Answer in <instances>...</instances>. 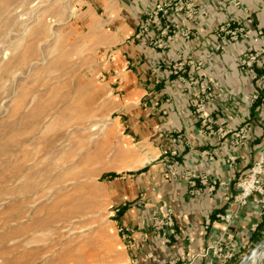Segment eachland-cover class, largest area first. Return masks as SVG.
I'll list each match as a JSON object with an SVG mask.
<instances>
[{
  "label": "crops",
  "instance_id": "obj_1",
  "mask_svg": "<svg viewBox=\"0 0 264 264\" xmlns=\"http://www.w3.org/2000/svg\"><path fill=\"white\" fill-rule=\"evenodd\" d=\"M154 1L81 0L73 26L80 51L101 66L96 77L108 97L106 107L116 115L114 120L130 145L126 173L115 174L106 183L111 207L119 208L110 213L111 224L129 228L133 242L128 248L118 237L122 246L118 264H205L197 254L222 234L224 223L218 216L237 208L230 228L239 248L235 260L264 241L258 196L240 208L234 202L237 182L257 160L264 142L261 112L249 102L264 87V77L253 81L239 69L241 55L251 48L249 41L227 43L219 52L211 48L217 42L214 30L229 20L242 22L249 15L255 27L264 29V0H239L238 7L227 0H186L197 14L189 20L183 12L169 13L167 23L174 38L163 51L136 38L137 24ZM179 62L186 63L185 72L175 74L172 68ZM199 62L202 67L196 70ZM189 79L213 85L212 101L204 108V116L213 124L203 126L192 116L189 100L198 87ZM245 123L251 126L250 142L235 147L228 131ZM171 138L178 139L176 145ZM173 149L179 167L175 176H167ZM229 157H234L231 164ZM184 168L194 173L193 186L182 174ZM168 210L176 238L165 244L161 233L147 224L150 217Z\"/></svg>",
  "mask_w": 264,
  "mask_h": 264
},
{
  "label": "rangeland",
  "instance_id": "obj_2",
  "mask_svg": "<svg viewBox=\"0 0 264 264\" xmlns=\"http://www.w3.org/2000/svg\"><path fill=\"white\" fill-rule=\"evenodd\" d=\"M80 1L0 0V264L121 259L106 183L130 145L79 49Z\"/></svg>",
  "mask_w": 264,
  "mask_h": 264
},
{
  "label": "built area",
  "instance_id": "obj_3",
  "mask_svg": "<svg viewBox=\"0 0 264 264\" xmlns=\"http://www.w3.org/2000/svg\"><path fill=\"white\" fill-rule=\"evenodd\" d=\"M231 5L238 7L239 0H227ZM173 11L175 14L185 13L186 19L192 20L197 14L193 5L186 0H155L153 6L144 13L137 28L136 38L146 41L148 46L156 50H165L168 44L173 40L174 33L171 31V26L167 23L169 13ZM251 28L252 31H251ZM187 33L183 32L186 38ZM213 35L216 39V45L211 48L212 52L221 51L222 47L227 43H241L244 42L251 45L250 49L246 50L239 59L240 71L249 76L253 81L264 77V29L257 28L253 25L252 18L248 15L244 21L236 22L229 20L224 24L218 26ZM185 62H179L172 68L175 74L184 73ZM202 67V63L196 64L195 69ZM158 67L154 69L157 71ZM190 85H197L198 90L191 95L189 106L192 116L199 124L206 126V124H213L211 119L204 116L205 105L212 101V87L202 81L189 79ZM251 105H257L261 112L260 126L264 131V87H260L258 91L250 96ZM251 126L245 123L236 131H228L232 136V145L235 147L246 146L250 142ZM200 134L202 131L200 130ZM177 138H171L172 144H177ZM177 149H173L169 153V161L167 162V176H175L179 167ZM211 160V158H210ZM234 162V157H229V164ZM187 183L193 184L194 173L187 168L182 170ZM264 177V142L260 148L257 160L251 165L247 173L238 180L237 187L238 194L234 198L235 205L239 208L244 206L247 200L256 195L258 196V215L264 217V184L262 178ZM192 180V181H191ZM203 183H206L205 178H201ZM216 182H213L209 190L212 191ZM193 186V185H192ZM191 186V187H192ZM119 208L114 209L117 213ZM238 209L230 211L226 214L218 216V219L224 223V229L221 235L214 238L204 249L198 254L197 258L205 260V264H227L232 261L238 253V246L236 244L235 236L230 228L236 219ZM208 223V217L206 216ZM147 227L152 229L154 233H161L162 240L165 244H169L176 238V231L172 219V212L167 211L165 215H153L149 218ZM254 229V226H253ZM116 233L120 241L128 248L133 247V242L130 238L131 230L127 227L116 226Z\"/></svg>",
  "mask_w": 264,
  "mask_h": 264
},
{
  "label": "bare ground",
  "instance_id": "obj_4",
  "mask_svg": "<svg viewBox=\"0 0 264 264\" xmlns=\"http://www.w3.org/2000/svg\"><path fill=\"white\" fill-rule=\"evenodd\" d=\"M264 258V243L254 248L240 263L241 264H259Z\"/></svg>",
  "mask_w": 264,
  "mask_h": 264
},
{
  "label": "water",
  "instance_id": "obj_5",
  "mask_svg": "<svg viewBox=\"0 0 264 264\" xmlns=\"http://www.w3.org/2000/svg\"><path fill=\"white\" fill-rule=\"evenodd\" d=\"M262 242H260L256 247H254V248H257L260 244H261Z\"/></svg>",
  "mask_w": 264,
  "mask_h": 264
},
{
  "label": "trees",
  "instance_id": "obj_6",
  "mask_svg": "<svg viewBox=\"0 0 264 264\" xmlns=\"http://www.w3.org/2000/svg\"><path fill=\"white\" fill-rule=\"evenodd\" d=\"M113 177H115V176H114V175H111V176H110V178H113Z\"/></svg>",
  "mask_w": 264,
  "mask_h": 264
}]
</instances>
